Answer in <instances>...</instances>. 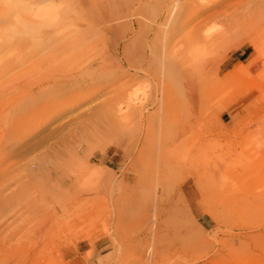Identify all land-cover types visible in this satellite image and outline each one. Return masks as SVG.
Masks as SVG:
<instances>
[{
    "label": "rangeland",
    "instance_id": "1",
    "mask_svg": "<svg viewBox=\"0 0 264 264\" xmlns=\"http://www.w3.org/2000/svg\"><path fill=\"white\" fill-rule=\"evenodd\" d=\"M0 246L264 264V0H0Z\"/></svg>",
    "mask_w": 264,
    "mask_h": 264
},
{
    "label": "bare ground",
    "instance_id": "2",
    "mask_svg": "<svg viewBox=\"0 0 264 264\" xmlns=\"http://www.w3.org/2000/svg\"><path fill=\"white\" fill-rule=\"evenodd\" d=\"M110 28H111V27H110ZM111 29H113V28H111ZM133 31H135V30H134V28L132 27L131 32H133ZM80 40H81V39H80ZM80 40H78V41H80ZM81 41H82V40H81ZM68 43H69V42H68ZM83 43H84V42H83ZM74 44H75V43H74ZM76 44H77V43H76ZM64 45H65V44H64ZM68 45H69V44H68ZM117 46H119L118 43H117ZM65 47H66V46H65ZM78 47H79V45H78ZM82 47H83V46H82ZM59 48H60V47H59ZM124 48H125V47H124ZM75 49H77V48L75 47ZM56 50H57V49H56ZM77 50H78V49H77ZM77 50H76V51H77ZM79 50H80V49H79ZM69 51H70V50H69ZM72 51H73V50H72ZM53 53H54V52H53ZM58 53H59V52H58ZM64 54H65V53H64ZM48 60H49V59H48ZM130 60H131V59H130ZM58 61H59V59H58ZM58 61H57V62H58ZM61 61H62V60H61ZM54 63H55V62H54ZM63 63H64V62H63ZM56 64H57V63H56ZM64 64H65V63H64ZM130 65H131V64H130ZM51 66H52V65H51ZM128 66H129V65H128ZM208 66H209V65H208ZM50 68H51V67H50ZM50 70H51V73H50V72H49V73L53 75L55 71L53 72V71H52L53 69H50ZM50 70H47V71H50ZM207 70H209V67H208ZM52 72H53V73H52ZM183 72H184V71H183ZM189 74H190V73H189ZM40 75H41V74H40ZM44 75H45V74H44ZM47 75H48V72H47ZM60 75H61V74H60ZM187 75H188V74H187ZM197 75H198V74H197ZM38 76H39V75H38ZM189 76H190V75H189ZM36 77H37V76H36ZM44 77H45V76H44ZM48 77H49V76H48ZM51 77H52V76H51ZM186 78H187V77H186ZM45 79H46V78H45ZM169 79H170V78H169ZM36 81H38V80H36ZM44 81H45V80H44ZM164 81H165V80H164ZM166 81H167V80H166ZM201 81H202V80H201ZM28 82H29V80H28ZM21 83H23V82H21ZM34 83H35V82H34ZM196 83H197V82H196ZM38 84H39V82H38ZM45 84H46V83H45ZM166 84H167V83H166ZM193 84H194V83H193ZM29 85H30V84H29ZM35 85H36V84H35ZM33 86H34V85H33ZM205 86H206V85H205ZM167 88H168V87H167ZM192 88H193V87H192ZM195 88H196V87H195ZM195 88H194V89H195ZM209 88H210V87H209ZM21 89H23V88H21ZM36 89H37V88H36ZM206 89H207V88H206ZM206 89H205V90H206ZM168 90H169V89H168ZM195 90H196V89H195ZM198 90H199V89H198ZM38 91H39V90H38ZM196 91H197V90H196ZM23 92H25V91H23ZM168 92H169V91H168ZM193 94H194V96H195L196 93L193 92ZM186 96H187V95H186ZM192 96H193V95H192ZM192 96H190L191 98L189 97V99H192ZM194 96H193V98H194ZM196 96H197V95H196ZM196 96H195V97H196ZM160 97H161L160 99H161L162 101L165 100V99L167 98V94H166V92H165V89L162 90V92H161V96H160ZM197 99H198V98H197ZM131 100H132V99H131ZM185 100H186V99H184V101H185ZM198 100H199V99H198ZM199 101H200V100H199ZM160 102H161V101H160ZM200 102H201V101H200ZM134 103H135V102H134ZM140 103H141V102H140ZM187 103H188V101H187ZM160 104H161V103H160ZM188 104H189V103H188ZM140 105H141V104H140ZM196 105H197V104H196ZM127 106H128V105H127ZM198 106H199V105H198ZM198 106H197V109H198ZM131 107H133V105H132ZM131 107L129 108L130 110H131ZM186 108H187V107H186ZM199 108H200V107H199ZM142 109H143V108H142ZM187 109H188V108H187ZM187 109H186V110H187ZM192 109H193V108H192ZM189 110H190V109H189ZM137 111H140V112H141L140 109L133 108V109H132L131 111H129L128 113H127V111H125V112L122 114V116H123V117H127V116L129 115V113H131L132 116H133V115L135 116V114H136ZM187 111H188V110H187ZM187 111H186V113L189 112V111H188V112H187ZM196 112H197V111H196ZM119 113H120V112H119ZM191 113H192V112H191ZM184 115H185V114H184ZM191 115H192V114H191ZM177 116H178V115H177ZM190 119H191V118H190ZM184 120H185V119H184ZM188 120H189V117H188ZM162 166H163V165H162ZM1 198H2V197H1ZM42 241H43V240H41V243H42ZM43 245H44V244H43ZM0 247H1V246H0ZM2 248H4V246H3Z\"/></svg>",
    "mask_w": 264,
    "mask_h": 264
}]
</instances>
